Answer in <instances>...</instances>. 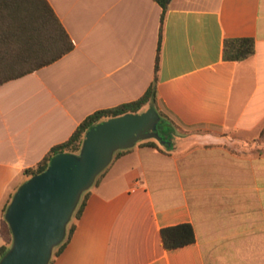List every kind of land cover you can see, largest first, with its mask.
Returning <instances> with one entry per match:
<instances>
[{"label":"crops","instance_id":"1","mask_svg":"<svg viewBox=\"0 0 264 264\" xmlns=\"http://www.w3.org/2000/svg\"><path fill=\"white\" fill-rule=\"evenodd\" d=\"M47 1L74 48L0 85V225L25 169L156 78L169 146L113 159L50 264H264V0H171L157 72L156 1ZM237 38L255 53L224 59ZM183 223L195 242L167 249L161 230Z\"/></svg>","mask_w":264,"mask_h":264},{"label":"water","instance_id":"2","mask_svg":"<svg viewBox=\"0 0 264 264\" xmlns=\"http://www.w3.org/2000/svg\"><path fill=\"white\" fill-rule=\"evenodd\" d=\"M160 120L151 106L139 114L103 121L85 134L78 154L55 155L45 171L21 184L5 211L12 243L0 264H49L82 193L112 163L116 151L146 138L170 144L159 134Z\"/></svg>","mask_w":264,"mask_h":264},{"label":"trees","instance_id":"3","mask_svg":"<svg viewBox=\"0 0 264 264\" xmlns=\"http://www.w3.org/2000/svg\"><path fill=\"white\" fill-rule=\"evenodd\" d=\"M154 1L162 8L158 53L155 65V71L157 72L159 69L163 24L168 4L171 0ZM73 48V41L47 0H0V85L57 61L72 51ZM254 53L255 43L252 38L226 39L224 41V59L226 60L242 61ZM155 87L156 78H154L151 86L141 98L114 107L101 109L88 115L80 122L74 133L65 142L52 147L37 165L24 170L27 180L45 171L50 160L55 155L60 153L78 154L85 134L90 128L111 118L126 114L142 113L147 110L148 106H154L156 97ZM159 114L161 117L158 125L159 134L163 139L170 142L173 134L171 125L161 113ZM262 132H264V128ZM150 139L152 141L148 142V145L158 146L156 139ZM125 151H116L114 159ZM104 172L105 170L96 178L94 184L98 183ZM88 191L82 193L80 201L67 225L66 236L54 248L52 257L58 254L59 250L67 243L73 231V220L81 212ZM7 206L8 204L6 205L5 211ZM0 232L5 240V244L0 247L1 259L9 250L12 243V234L5 219L1 221ZM161 234L167 249H173L195 242L194 230L189 223L163 228Z\"/></svg>","mask_w":264,"mask_h":264},{"label":"rangeland","instance_id":"4","mask_svg":"<svg viewBox=\"0 0 264 264\" xmlns=\"http://www.w3.org/2000/svg\"><path fill=\"white\" fill-rule=\"evenodd\" d=\"M146 139H149V138H146Z\"/></svg>","mask_w":264,"mask_h":264}]
</instances>
